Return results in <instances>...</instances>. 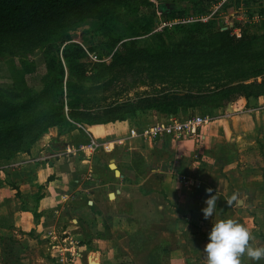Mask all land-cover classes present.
<instances>
[{"label": "crops", "instance_id": "1", "mask_svg": "<svg viewBox=\"0 0 264 264\" xmlns=\"http://www.w3.org/2000/svg\"><path fill=\"white\" fill-rule=\"evenodd\" d=\"M218 110L198 139L142 140L139 127L166 120L147 112L139 127L129 118L77 125L67 130L68 140L47 131L27 152L0 160V264H63L59 257L72 253L73 264L90 257L96 264H206L212 223L229 217L264 246V95ZM200 111L179 108L172 117ZM54 140L63 148L89 140L96 147L60 155ZM132 152L144 162L137 182ZM208 188L218 197L217 211L205 219ZM242 264L264 260L245 256Z\"/></svg>", "mask_w": 264, "mask_h": 264}, {"label": "rangeland", "instance_id": "2", "mask_svg": "<svg viewBox=\"0 0 264 264\" xmlns=\"http://www.w3.org/2000/svg\"><path fill=\"white\" fill-rule=\"evenodd\" d=\"M61 23L48 32L31 30L17 39L7 36L8 41L0 45V91L28 96L47 90L59 60L62 103L70 92L71 98L85 100L87 109L97 112L167 85L151 83L150 78L160 73L144 69L148 55L174 52L177 58H187L192 53H209L219 46L216 32L225 30L235 39L244 36L248 43L227 59L221 58L194 85L216 93L238 83L264 82V0H119L87 8ZM196 23H211L210 30L191 31ZM65 61L71 64L70 70ZM260 86L252 90L264 91V83ZM55 102L52 97L41 107ZM228 103L216 99L202 107L203 115L212 120L219 111L216 107L224 110ZM67 121L68 125L48 131L68 140L69 127L79 124Z\"/></svg>", "mask_w": 264, "mask_h": 264}, {"label": "trees", "instance_id": "3", "mask_svg": "<svg viewBox=\"0 0 264 264\" xmlns=\"http://www.w3.org/2000/svg\"><path fill=\"white\" fill-rule=\"evenodd\" d=\"M113 1L119 0H0V45L8 41L9 35L17 39L31 30L48 32L52 28L59 27L61 21L72 15ZM210 24H193L190 26L191 31L209 29ZM215 37L219 46L209 53H192L187 58H177L174 52L148 55L146 58L148 65L144 69L156 75L160 73L150 78L153 79L151 83L159 81L162 85L167 83V87L155 89L132 101L106 105L97 112H90L85 100L71 98L70 92L66 96L68 97L66 101L62 103L63 68L59 60L56 63V74L47 90L28 96L25 92L0 91V160L9 159L15 153L27 152L42 134L51 128L68 125L67 120L79 125L91 126L122 122L129 118L139 127L140 119L147 112L172 117L179 108L202 109L216 99L230 103L238 98L247 99L264 95V91L252 90L261 87L264 82L238 83L223 87L216 93L207 92L194 85L218 66L221 58L227 59L248 43L244 36L239 39L230 36L228 30L216 32ZM260 58L263 57L258 56V59ZM65 63L70 70L71 64L66 61ZM164 78L168 79L167 82ZM52 90L57 92H51ZM52 97L56 100L55 104L49 105L46 109L42 108V103H49ZM64 108L65 112H63ZM200 114L206 113L200 111ZM162 138L170 139L166 136ZM58 147L63 148V143L54 140L53 148ZM130 163L134 171L141 170L135 178L137 182L144 176L143 159L139 154L132 152Z\"/></svg>", "mask_w": 264, "mask_h": 264}, {"label": "clouds", "instance_id": "4", "mask_svg": "<svg viewBox=\"0 0 264 264\" xmlns=\"http://www.w3.org/2000/svg\"><path fill=\"white\" fill-rule=\"evenodd\" d=\"M212 189H206L209 197L205 200L206 207L202 209L205 219L213 217L217 211V195H211ZM237 201L233 194L227 204L232 205ZM252 230L234 218L217 219L212 223L208 237V243L203 252L206 256V264H242V258L247 257L251 261L264 260V246H255Z\"/></svg>", "mask_w": 264, "mask_h": 264}, {"label": "built area", "instance_id": "5", "mask_svg": "<svg viewBox=\"0 0 264 264\" xmlns=\"http://www.w3.org/2000/svg\"><path fill=\"white\" fill-rule=\"evenodd\" d=\"M237 36V34H234ZM238 37V36H237ZM66 109L64 108V112ZM209 120L203 114L188 116L186 118H173L166 117L165 121L149 123L145 127L139 128L138 136L147 142L156 141L162 137H169L172 140H181V139H198L200 135L201 128L209 123ZM130 136L136 135L137 132L134 130L129 131ZM96 144L94 141L89 140L86 145H74L67 143L63 151L59 153L60 155H69L73 154L76 150L83 149H94ZM75 256L70 254L68 257H59V262L63 264H72Z\"/></svg>", "mask_w": 264, "mask_h": 264}, {"label": "water", "instance_id": "6", "mask_svg": "<svg viewBox=\"0 0 264 264\" xmlns=\"http://www.w3.org/2000/svg\"><path fill=\"white\" fill-rule=\"evenodd\" d=\"M227 105H229V103H228ZM111 166H112V167H111ZM108 167L113 171V173H114L115 176H118V172H117V170L114 168V166H113L112 163H109V164H108ZM86 264H90V263H89V259L87 260Z\"/></svg>", "mask_w": 264, "mask_h": 264}, {"label": "bare ground", "instance_id": "7", "mask_svg": "<svg viewBox=\"0 0 264 264\" xmlns=\"http://www.w3.org/2000/svg\"><path fill=\"white\" fill-rule=\"evenodd\" d=\"M112 167V166H111ZM89 263L90 264H96V259H95V257H90L89 258Z\"/></svg>", "mask_w": 264, "mask_h": 264}]
</instances>
